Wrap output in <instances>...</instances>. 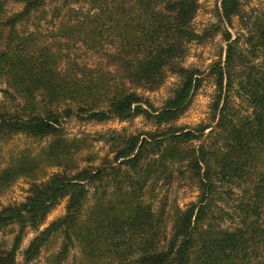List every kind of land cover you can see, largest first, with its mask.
I'll list each match as a JSON object with an SVG mask.
<instances>
[{
	"label": "trees",
	"instance_id": "16d2710c",
	"mask_svg": "<svg viewBox=\"0 0 264 264\" xmlns=\"http://www.w3.org/2000/svg\"><path fill=\"white\" fill-rule=\"evenodd\" d=\"M200 1L0 0V144L49 140L0 171V194L33 180L24 202L0 210V231L19 227L0 264H33L57 237L47 264H264V0L248 12L251 0H222L218 22L198 32ZM219 35L209 119L178 127L206 79L185 67L189 46ZM170 76L156 108L143 95ZM136 117L153 129L101 137L110 147L98 163L78 157L87 138L64 135L72 119ZM43 162L62 170L35 179ZM184 183L198 195L181 207L171 191ZM64 200L65 215L42 229ZM27 229L37 235L19 263Z\"/></svg>",
	"mask_w": 264,
	"mask_h": 264
},
{
	"label": "rangeland",
	"instance_id": "374dc122",
	"mask_svg": "<svg viewBox=\"0 0 264 264\" xmlns=\"http://www.w3.org/2000/svg\"><path fill=\"white\" fill-rule=\"evenodd\" d=\"M222 0H201L200 9L194 20V27L198 32H203L210 24L218 22L217 13L218 8L221 6ZM262 0H251L247 6L246 11H250L253 7H259L262 4ZM51 8V6H49ZM8 8L12 12L21 10V7L9 3ZM240 19H235L232 25L234 29H231L234 36H237L241 24ZM225 47V43L222 36H216L214 39H208L204 44L192 43L189 46V52L185 59V67L197 68L203 71V75L206 79L203 86L197 93L193 95L190 103L184 115L178 119L176 126L182 128L196 127L197 125L207 122L210 115V103L212 94L215 92L213 85V79L208 77L211 65L220 59L222 48ZM82 58L89 64L94 62V59L90 54L81 53ZM178 79L174 76H170L166 83L155 92H145L143 96L148 99L156 108L162 107L164 102L172 94V90L177 84ZM6 85L0 81V91L4 90ZM2 93H0V100H2ZM64 135L69 139H83L87 138L88 145L91 147L83 150L79 153L78 157L82 159L86 155L95 154V163L108 153L109 145H105L101 142V137H107L110 132L116 131L126 134H138L144 131H150L153 129V125L147 122L142 117H136L129 121H118L110 120L103 123L97 122H86L72 119L66 123ZM100 140V141H98ZM49 145V140H37L31 139L26 136H13L10 140L0 144V171L6 169L13 159L23 152H29L33 155H37L43 148ZM87 145V144H86ZM36 171V178L44 180L47 179L51 174L61 171L62 168L53 166L52 163H45L40 165ZM45 173V176L43 174ZM44 178V179H43ZM33 180L31 178H20L13 185H11L4 193L0 194V210L8 205L20 204L26 200L29 195V189ZM172 197L177 198L181 207H186L188 204L195 202L197 199L198 192L196 188L191 187L186 183L182 184L181 187L176 186L171 191ZM66 212V200L62 201L47 217L46 223L42 229L46 228L53 221L61 218ZM19 227L13 226L11 228L0 231V248H10L13 244V238L15 237ZM37 235V231L27 229L23 242L21 243L20 250L18 251L17 258L19 263L23 261L24 252L28 248L33 238ZM62 240L60 237L52 240L50 244L44 249L42 255L33 264H47L48 258L56 252L61 244ZM73 263V256L70 257V263Z\"/></svg>",
	"mask_w": 264,
	"mask_h": 264
}]
</instances>
